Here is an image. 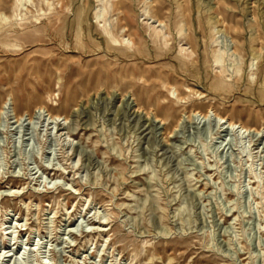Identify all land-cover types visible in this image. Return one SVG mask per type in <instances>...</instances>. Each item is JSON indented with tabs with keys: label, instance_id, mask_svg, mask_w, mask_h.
Here are the masks:
<instances>
[{
	"label": "rangeland",
	"instance_id": "rangeland-1",
	"mask_svg": "<svg viewBox=\"0 0 264 264\" xmlns=\"http://www.w3.org/2000/svg\"><path fill=\"white\" fill-rule=\"evenodd\" d=\"M20 2L0 6V109L36 116L0 123V254L264 264V0Z\"/></svg>",
	"mask_w": 264,
	"mask_h": 264
},
{
	"label": "bare ground",
	"instance_id": "bare-ground-1",
	"mask_svg": "<svg viewBox=\"0 0 264 264\" xmlns=\"http://www.w3.org/2000/svg\"><path fill=\"white\" fill-rule=\"evenodd\" d=\"M3 1H5V0H0V6H1V3H3ZM21 4H22V0H21V2H20ZM236 48V47H235ZM235 51H236V49H235ZM234 51V52H235ZM228 54H229V51H228ZM223 55L221 54V53H219V54H217L216 55V57H215V62L216 63H218V64H221V62H222V60H223ZM12 95V94H11ZM10 95V96H11ZM16 99V98H15ZM4 103H3V105H2V107H1V109H0V123L2 122V120H4L8 115H7V110H8V106L10 105V106H12V111H13V114H14V118L16 119V123H21V121L23 120V118L24 117H27L29 120H31V122H32V120H33V118H34V116H36V115H34V116H31L28 112H26L25 114H20V113H18L17 111H16V107H14L15 105H13V98H12V96L11 97H9L6 101L4 100L3 101ZM16 103V102H15ZM37 113H34V114H38V113H40V112H44V111H46V108L45 107H38L37 109ZM20 112V111H19ZM212 112H211V110H209L207 113H202V112H200V111H197V112H195V111H191V112H186V117H188L189 119H193L194 120V118L195 117H197V116H200V117H203V118H208L209 116H210V114H211ZM7 115V116H6ZM39 115H41V114H39ZM46 116H48L49 118V120H51V124L52 123H56V124H58L59 126H61L62 125V121H67V118L66 117H62L61 115H58V114H56V115H52V114H50V113H48V115H46ZM222 122H223V124H228V129H232L233 131L234 130H237V131H239L240 132V134L241 133H247V132H251V131H253V130H251V129H249L248 127H246V126H244V125H242V124H238V123H234V122H231L230 120H227L226 118H224V117H218ZM62 120V121H61ZM62 130V128L61 129H58V133H59V131H61ZM256 130V129H255ZM231 132V131H230ZM243 138V137H242ZM241 145V144H240ZM251 155V154H250ZM257 177V176H256ZM255 177V178H256ZM20 189V188H19ZM10 190V194L13 192L14 193V188H12V189H9ZM2 193V191H0V194ZM9 194V195H10ZM15 195V194H14ZM103 221H104V219H103ZM101 226H104L102 223L100 224ZM16 226V225H15ZM18 228V227H17ZM9 229H10V227H9ZM13 229V228H12ZM100 231H105V230H103V229H101ZM27 233V232H26ZM32 233V232H31ZM11 239H10V241H11V244H12V242H14V239L16 238H14V235H11V237H10ZM30 238H28V240H29ZM108 240V239H107ZM19 243L20 242H14V244L13 245H11V246H9V251H5L4 253H2V254H0V259H2V257H8V255L10 254V253H12L13 252V254L12 255H10V261H14V264H27V262H28V258L30 259L31 257V255L29 256V257H27V255H29V254H32V252L33 253H35L36 254V251H37V248L35 247V246H39L40 245V241L38 242V244H36L35 246H34V243H33V248L31 247V249H29V252H28V250L26 249V247H25V249H24V251H22V247L20 248V250L19 251H17L16 253H14V251L16 250V245L18 244L19 245ZM21 244L22 245H24L25 243H24V240L21 242ZM13 246V247H12ZM26 246V245H25ZM9 253V254H8ZM8 254V255H7ZM36 256V255H35ZM34 258V257H33ZM34 260V259H33ZM38 261L37 262H40V259H37ZM45 260V259H44ZM44 260L42 261L41 260V264H49V263H47V261L46 262H44ZM35 261V260H34ZM35 264V263H34ZM38 264V263H37Z\"/></svg>",
	"mask_w": 264,
	"mask_h": 264
}]
</instances>
